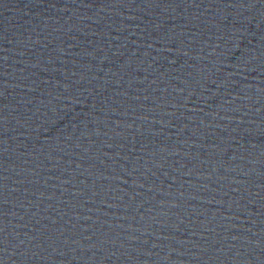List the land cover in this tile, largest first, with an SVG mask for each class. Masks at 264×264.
Masks as SVG:
<instances>
[{
	"label": "water",
	"instance_id": "1",
	"mask_svg": "<svg viewBox=\"0 0 264 264\" xmlns=\"http://www.w3.org/2000/svg\"><path fill=\"white\" fill-rule=\"evenodd\" d=\"M0 264H264V0H0Z\"/></svg>",
	"mask_w": 264,
	"mask_h": 264
}]
</instances>
